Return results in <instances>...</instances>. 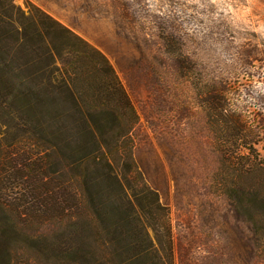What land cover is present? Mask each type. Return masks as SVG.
Wrapping results in <instances>:
<instances>
[{
	"label": "rangeland",
	"instance_id": "rangeland-1",
	"mask_svg": "<svg viewBox=\"0 0 264 264\" xmlns=\"http://www.w3.org/2000/svg\"><path fill=\"white\" fill-rule=\"evenodd\" d=\"M14 4L25 12L34 7L45 12L112 64L139 117L133 169L140 175L130 177L139 190L146 185L155 191L166 210L172 264H264L246 224L217 184L220 144L230 140L224 122L216 124L210 116L214 101L225 103L241 116L252 133L248 140L264 159V0ZM43 151L0 110V197L8 196L22 212L31 206L32 192L46 195L35 191L44 189L46 161L38 155ZM11 160L21 167L9 170ZM36 215L23 212L25 220L17 224L27 236H46L53 225L66 226L61 210ZM27 219L39 230L34 232Z\"/></svg>",
	"mask_w": 264,
	"mask_h": 264
},
{
	"label": "trees",
	"instance_id": "trees-1",
	"mask_svg": "<svg viewBox=\"0 0 264 264\" xmlns=\"http://www.w3.org/2000/svg\"><path fill=\"white\" fill-rule=\"evenodd\" d=\"M0 110L44 150V189L35 191L46 195L32 192L23 212L61 210L66 219L63 229L27 236L17 227L21 206L0 197V264H172L166 210L130 177L139 117L104 54L40 9L0 0ZM212 110L230 140L220 144L217 184L264 255V159L241 116L221 101Z\"/></svg>",
	"mask_w": 264,
	"mask_h": 264
}]
</instances>
